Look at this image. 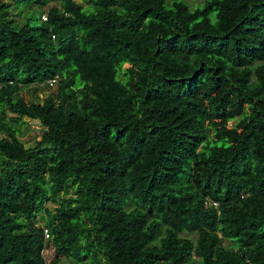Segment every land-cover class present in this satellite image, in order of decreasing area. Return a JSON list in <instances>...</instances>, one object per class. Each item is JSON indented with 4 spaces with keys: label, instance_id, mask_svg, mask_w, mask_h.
Wrapping results in <instances>:
<instances>
[{
    "label": "trees",
    "instance_id": "obj_1",
    "mask_svg": "<svg viewBox=\"0 0 264 264\" xmlns=\"http://www.w3.org/2000/svg\"><path fill=\"white\" fill-rule=\"evenodd\" d=\"M14 2L51 5L0 0V264H264V0Z\"/></svg>",
    "mask_w": 264,
    "mask_h": 264
},
{
    "label": "rangeland",
    "instance_id": "obj_2",
    "mask_svg": "<svg viewBox=\"0 0 264 264\" xmlns=\"http://www.w3.org/2000/svg\"><path fill=\"white\" fill-rule=\"evenodd\" d=\"M8 5V17L11 19H14L15 22L20 24L25 19V15H32L33 17L37 18L39 16V13H46L47 8L51 3H49L46 6L43 7H37L36 5L28 4L26 8H19L14 0H4ZM79 3H84L86 0H75ZM189 5L190 8L193 9L196 6H201L204 0H184ZM31 7V10L30 9ZM29 8V9H28ZM211 18L214 20L215 13H211ZM41 20H43L41 18ZM56 90V85L52 88H47L43 85H30L27 88L22 89L21 94L23 95L24 99L27 102H42L43 99H45L49 95H53ZM17 127L19 128L20 132L18 133L19 140L25 145V146H31L35 144L36 139L39 137L42 127L35 122H29L27 120L21 121L19 124H17ZM45 207H48L49 209H53L55 206L51 202H46ZM44 215V213H43ZM36 226H43V219L40 217V215H37ZM195 239L196 235H191ZM43 256L46 260V264L49 263L50 260L53 258V251L51 248L47 247L43 251ZM59 264H72V262L64 257L61 258V261Z\"/></svg>",
    "mask_w": 264,
    "mask_h": 264
},
{
    "label": "built area",
    "instance_id": "obj_3",
    "mask_svg": "<svg viewBox=\"0 0 264 264\" xmlns=\"http://www.w3.org/2000/svg\"><path fill=\"white\" fill-rule=\"evenodd\" d=\"M55 1H58V0H55ZM40 18H42L43 20H46L47 19V14L46 13H42V15L40 16ZM57 76L54 77V78H50L48 80H46L44 83H41L40 85H43L47 88H52L55 86L56 82H57ZM210 204H212L213 206H217V203L215 202H211ZM43 232H44V236L45 238L47 239L48 238V230L46 228L43 229Z\"/></svg>",
    "mask_w": 264,
    "mask_h": 264
}]
</instances>
